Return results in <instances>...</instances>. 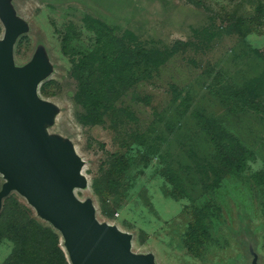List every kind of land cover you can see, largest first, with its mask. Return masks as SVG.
<instances>
[{
  "label": "rangeland",
  "instance_id": "obj_1",
  "mask_svg": "<svg viewBox=\"0 0 264 264\" xmlns=\"http://www.w3.org/2000/svg\"><path fill=\"white\" fill-rule=\"evenodd\" d=\"M11 4L28 25L16 64L45 46L53 70L39 94L57 108L46 131L70 141L84 161L88 185L75 193L93 201L98 220L131 233L132 251L155 264H264V0ZM96 22L142 51L138 75L109 66ZM88 87L99 97L89 99ZM200 116L218 119L249 150L239 174L216 172ZM13 199L27 205L16 191ZM201 210L208 235L195 250L187 236ZM13 247L0 242V264Z\"/></svg>",
  "mask_w": 264,
  "mask_h": 264
},
{
  "label": "water",
  "instance_id": "obj_2",
  "mask_svg": "<svg viewBox=\"0 0 264 264\" xmlns=\"http://www.w3.org/2000/svg\"><path fill=\"white\" fill-rule=\"evenodd\" d=\"M0 211L13 191L37 216L58 230L70 264H155L152 255L132 251L133 235L100 222L96 206L75 193L88 185L84 161L74 145L50 135L46 126L57 108L39 94L53 70L44 45L25 65L15 61V45L28 25L16 16L11 0H0ZM253 264H258L257 260Z\"/></svg>",
  "mask_w": 264,
  "mask_h": 264
},
{
  "label": "trees",
  "instance_id": "obj_3",
  "mask_svg": "<svg viewBox=\"0 0 264 264\" xmlns=\"http://www.w3.org/2000/svg\"><path fill=\"white\" fill-rule=\"evenodd\" d=\"M97 43L107 49L106 58L111 68H116L120 73L136 76L138 59L144 60L142 51H137L121 39H114L104 32L100 22H96ZM89 55H83L88 58ZM131 79V78H129ZM135 80V78H133ZM89 99L99 97L93 87L86 90ZM235 99H243L244 91L234 90ZM199 122L202 130L208 135L214 145L218 166L216 172L220 174H239L248 164L249 150L241 143L240 139L231 134L222 123L213 117L200 116ZM111 180H106L109 183ZM4 179L0 174V190ZM12 194V193H11ZM9 194L3 201L0 211V242L8 239L14 247L11 254L2 264H44V259L50 257V264H68L64 250L59 246L61 234L50 223L37 216L35 210L27 203L17 199L9 202ZM34 213H32L31 209ZM208 235L206 215L203 210L196 213L188 230V245L195 250L205 241Z\"/></svg>",
  "mask_w": 264,
  "mask_h": 264
},
{
  "label": "bare ground",
  "instance_id": "obj_4",
  "mask_svg": "<svg viewBox=\"0 0 264 264\" xmlns=\"http://www.w3.org/2000/svg\"><path fill=\"white\" fill-rule=\"evenodd\" d=\"M82 173H83V169H82ZM75 191H76V189H75Z\"/></svg>",
  "mask_w": 264,
  "mask_h": 264
}]
</instances>
